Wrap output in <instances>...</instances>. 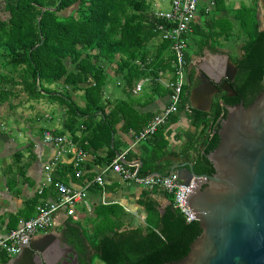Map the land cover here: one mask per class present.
<instances>
[{"label": "trees", "instance_id": "trees-1", "mask_svg": "<svg viewBox=\"0 0 264 264\" xmlns=\"http://www.w3.org/2000/svg\"><path fill=\"white\" fill-rule=\"evenodd\" d=\"M213 1L212 8L197 12L204 16L203 21L191 23V31L184 36L185 59L187 64L191 60V46L192 54L199 55L203 48L240 44L241 54H234L231 61L238 69L237 80L243 82L237 89L242 91L244 106H248L264 90V32L259 31L257 0L240 2L235 9L228 6L227 0ZM158 24L169 25L155 17L145 0H0V104L18 94H24L26 103L55 102L65 111L64 128L59 134L68 133L84 152L105 146L109 149L120 120L126 128L134 127L136 133L144 126L140 127L139 117L129 121V101L103 99L110 77L107 68L113 67L115 74L126 77L129 88L142 77L157 82L167 52L170 58L166 67L173 71L169 40H162L158 57H151L148 50L151 40L159 35ZM248 87L256 92L247 98ZM78 91L83 92V106L72 98V93ZM238 101L221 94L214 98L208 113L190 109L192 124L201 127L198 139L191 138L186 149L187 157L188 152L193 154L195 173L213 174L206 155L218 145L216 131L226 115L224 105ZM187 104L188 87H183L178 111ZM109 106L112 108L107 112ZM149 137L151 147L145 146L146 155L138 173L167 175L168 166L160 161L166 154V138L157 132ZM112 152L110 161L114 158ZM18 154H14L16 159ZM35 204V200L27 202L19 212L26 216L24 220L35 215ZM139 204L146 212L143 226L132 227L131 221L125 220L127 214L117 206L97 208L89 232L77 222H67L63 233L77 251L79 264H93L95 258L103 264H167L185 257L201 233L198 222L187 223L171 203L161 211L149 193ZM89 250L95 252L91 258L86 256ZM6 260L3 252L0 262L5 264Z\"/></svg>", "mask_w": 264, "mask_h": 264}, {"label": "crops", "instance_id": "crops-1", "mask_svg": "<svg viewBox=\"0 0 264 264\" xmlns=\"http://www.w3.org/2000/svg\"><path fill=\"white\" fill-rule=\"evenodd\" d=\"M145 1L149 3L152 12L160 11L157 0ZM202 1L207 8L206 0ZM153 3H156L155 9L151 7ZM161 44L160 35L151 40L148 45L151 57L159 56ZM169 58L170 52H167L163 56L161 64L163 69L159 72L160 77H158L157 82L153 83L151 77H142L140 80L132 82L130 88L127 86L126 77L115 74L113 67L109 66L107 72L110 77L107 78L104 86L103 99L111 102L129 101L132 107L128 110L131 111L129 121L133 122L134 119L139 117L141 119L140 127L144 126L154 114L161 111L169 102V90L166 84L173 78L172 71L166 67ZM211 58L214 59L215 57ZM215 59L218 60L217 58ZM191 62L192 59L188 64L189 66ZM193 80L194 77H187L186 75L184 88L188 87V104L183 110L180 109L178 113L173 114V119L168 120L156 131L158 136L165 137L167 141L163 149L166 152L164 157L176 156L185 158L192 163H194L192 160L193 154L188 152L190 157H187L186 149L191 138L194 140L198 139L201 127H194L189 117V111L193 109L205 112L199 109L205 105L204 93L195 94L192 97L193 100L191 101L190 99ZM137 82L141 83V89L138 92H134ZM59 89H61V86ZM82 95V91L72 93L73 100L79 106L84 105ZM111 108L109 106L106 111H110ZM27 114L28 116L25 118L26 124L21 120V124L16 128L15 134L12 132L10 135L5 133L0 135V237L5 236L9 230L16 228L24 221L26 216H20L19 212L27 202L35 200L36 210L38 205L56 201L60 194L54 185L56 182L62 183L73 190L84 191L85 202L89 204V208L84 203L78 205L75 212L76 219L74 220L67 217L63 209L59 210L54 216L52 226L38 232L34 238L48 232L59 236L64 232L65 225L70 220L79 223L84 231L89 232L91 231V221L95 216V210L100 206H117L127 214L132 227L143 226L146 212L139 204V201L145 193L151 195L160 210L164 209L161 207L162 204L168 206L171 203L170 195L156 191L150 192V190L133 181L123 179L121 175L110 169L111 161L108 157L111 154L109 153L111 150H113L114 158L121 154L123 155V164L130 167L137 164L140 170L143 166V158L146 155L145 146L151 147L147 139L136 142V129L134 127L126 128L123 120H120L115 125L109 149L105 146L98 148V150L94 148V151L85 152L80 165L82 173L79 177H76L73 167L74 150L62 154L58 161H55V147L50 143H44L42 140V133L45 130L61 135L59 133L64 128L65 120L64 109L49 100L29 101ZM2 129L4 128L2 127ZM64 136L70 137L68 133L64 134ZM18 137L23 139L18 141ZM96 145L99 144L97 143ZM17 152L20 154H18L16 159L14 154ZM162 162L167 164L168 169L174 164L168 158ZM49 167L54 184L39 194L38 187L44 181L48 172L47 168ZM146 171L144 170L143 173H146ZM97 176L102 177L103 183L101 185L95 182ZM90 251L91 258L95 252L93 250ZM2 254L3 252L0 251V258ZM10 257L7 255L5 264ZM0 264L2 263L0 262Z\"/></svg>", "mask_w": 264, "mask_h": 264}, {"label": "water", "instance_id": "water-1", "mask_svg": "<svg viewBox=\"0 0 264 264\" xmlns=\"http://www.w3.org/2000/svg\"><path fill=\"white\" fill-rule=\"evenodd\" d=\"M256 9L259 31L264 32V0H257ZM217 59L226 65V73L201 68L191 86V101L195 94L204 93L205 105L199 109L205 112L215 93L236 95L231 85L237 70L234 63L227 56ZM225 109L216 131L218 145L206 155L213 174L195 173L193 163L185 158L160 160L174 162L168 176L174 174L185 184L194 179L196 187L187 205L196 213L201 229L187 255L167 264H264V90L248 106L240 101ZM57 263L79 264L78 254L72 246H61L57 234L48 232L33 237L6 264Z\"/></svg>", "mask_w": 264, "mask_h": 264}, {"label": "built area", "instance_id": "built-area-1", "mask_svg": "<svg viewBox=\"0 0 264 264\" xmlns=\"http://www.w3.org/2000/svg\"><path fill=\"white\" fill-rule=\"evenodd\" d=\"M169 1V11L154 12L157 19H164L169 24L166 27L160 24L157 25L161 40H169L173 56L171 61L173 78L166 84L169 90V102L161 111L154 114L144 127L136 133V142L144 141L153 135L169 120L171 115L178 112L179 104L181 103L187 69L185 59L187 44L184 36L191 31L190 24L195 20L200 0ZM206 2L208 9L213 7V0H206ZM140 89L141 83L137 82L134 92H138ZM42 140L44 143H50L55 147V161H58L62 154L74 150L73 167L75 175L76 177L81 175L80 165L85 152L70 137L45 130L42 133ZM110 169L121 175L123 179L133 181L147 190L170 195L172 207L182 214L187 223L197 221L196 213L188 208L187 205V197L196 187L194 179L185 184L174 174L169 176H156L155 174L140 175L137 164H134L132 167L123 164V155L121 154L111 161ZM47 170L48 172L45 175L44 181L38 187L39 194L54 184L50 167ZM95 182L101 185L103 183L102 177L97 176ZM54 185L60 193L58 199L44 205H38L33 217L22 221L16 228L9 230L5 236L0 237L1 252L11 257L18 254L38 232L52 226L54 216L59 210L63 209L67 217L75 219L78 205L84 203L89 208V204L85 202L84 191L70 189L59 182H56Z\"/></svg>", "mask_w": 264, "mask_h": 264}, {"label": "flooded vegetation", "instance_id": "flooded-vegetation-1", "mask_svg": "<svg viewBox=\"0 0 264 264\" xmlns=\"http://www.w3.org/2000/svg\"><path fill=\"white\" fill-rule=\"evenodd\" d=\"M234 54H241V51L239 50V47L238 48L234 47V50L233 49L232 50H228L225 47H217L214 50H211V49H208V48H203L201 54H199V55L191 54L190 58L192 56H193V58H191L192 59L191 65L190 66L188 65L190 62L187 64V71L188 70L189 71H188V73H186V75H187V77H190V74L192 72V77H195L198 74L197 71L199 69H201V68H205V69H207L209 71H212V72H214V71H218L219 72L220 70H223L222 73H226V70H227L226 65L221 63L219 60H216L215 58H218L219 56H227L231 60V58H232V56ZM211 57H215V58L212 59ZM235 67H236V65H235ZM236 69H237V67H236ZM219 77H221V78L219 79L218 85H221V83L223 82L222 77H224V76L222 75V76H219ZM237 77H238V69L236 70V73H235V75L233 77V80L231 81V85H232L234 91L236 92V95H234V96L233 95H227V93H225L223 91H220L219 93H215V95L213 96V100L217 96H219L221 94H225L227 97H229L231 99H238L239 100L238 103L240 101H242L243 104H244V98L242 96V91H239L237 89V86H241L243 84V82L240 79L237 80ZM254 92H256L255 88L248 87L245 90V96L248 98L252 94H254ZM213 100H212V102H213ZM237 104H235V105H237ZM227 106L228 105H224V107H227ZM58 238L60 239V245L61 246H65V245L71 246L68 243V240H69L68 236L65 237L64 233H61V235H59ZM73 250L77 253V251L74 249V247H73ZM90 254H91V251L89 250L87 252V255H86L87 258H90ZM78 260H79V255H78ZM57 264H59V263H57Z\"/></svg>", "mask_w": 264, "mask_h": 264}, {"label": "rangeland", "instance_id": "rangeland-1", "mask_svg": "<svg viewBox=\"0 0 264 264\" xmlns=\"http://www.w3.org/2000/svg\"><path fill=\"white\" fill-rule=\"evenodd\" d=\"M158 1V6L160 11L166 12L170 10V1L169 0H157ZM240 2H244L246 4H249L250 0H227V4L230 8H237L240 5ZM155 4H151V7L155 9ZM206 4L202 0H200L198 4V9L201 10L203 7H205ZM203 15L197 14L195 17V20L197 21H203ZM240 44L238 43H233V44H226L224 46L228 50H234V47L239 46ZM193 47L191 46L190 49H188V52L190 54L193 53ZM18 87L15 90V93L17 92ZM18 93V92H17ZM27 106L28 103L25 102V97L24 94H18L17 96L13 97L10 102H6L4 104H0V135L5 134H15L16 128L20 126L21 120L26 124L25 118L28 116L27 114ZM23 117V118H21ZM2 127L4 129H2ZM14 130V131H13ZM18 141L22 140L23 138L18 137ZM76 216V215H75ZM76 219V218H75ZM74 220V219H73ZM125 220H129V218H125ZM94 264H103L99 259L97 258L94 259Z\"/></svg>", "mask_w": 264, "mask_h": 264}]
</instances>
